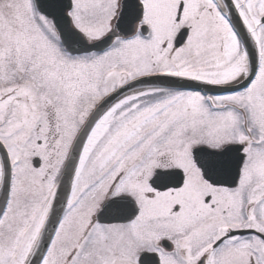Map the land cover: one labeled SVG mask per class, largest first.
<instances>
[{
	"label": "snow or ice",
	"instance_id": "snow-or-ice-1",
	"mask_svg": "<svg viewBox=\"0 0 264 264\" xmlns=\"http://www.w3.org/2000/svg\"><path fill=\"white\" fill-rule=\"evenodd\" d=\"M0 264H264V0H0Z\"/></svg>",
	"mask_w": 264,
	"mask_h": 264
}]
</instances>
